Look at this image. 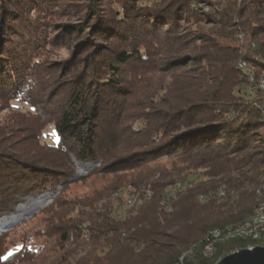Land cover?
<instances>
[{
    "label": "trees",
    "instance_id": "16d2710c",
    "mask_svg": "<svg viewBox=\"0 0 264 264\" xmlns=\"http://www.w3.org/2000/svg\"><path fill=\"white\" fill-rule=\"evenodd\" d=\"M58 1L0 0V100L58 135L0 126V264H216L226 245L247 246L203 252L214 229L253 215L264 184V96L240 67L264 74V20L191 30L198 0H90L71 24ZM230 1L264 12V0ZM62 26L81 39L56 61ZM99 174L113 179L67 197ZM130 189L140 196L124 204ZM40 214L43 229L7 244Z\"/></svg>",
    "mask_w": 264,
    "mask_h": 264
},
{
    "label": "rangeland",
    "instance_id": "374dc122",
    "mask_svg": "<svg viewBox=\"0 0 264 264\" xmlns=\"http://www.w3.org/2000/svg\"><path fill=\"white\" fill-rule=\"evenodd\" d=\"M90 0H59L58 3L60 4L58 8L59 16L57 19L62 22H68L71 24H76L80 22L83 19V13H85L82 9L84 4H87ZM191 6H193V11H195L198 14V18L195 16H192L189 21H187L188 25H190L191 30L196 29L197 27V19L201 23L202 26H205L206 28L212 27V26H220L219 22L222 21L226 25H232L235 23L236 20L243 21L247 18L253 20V21H263L264 20V12L259 11L254 6H242L241 3H237L230 0H198L195 2H192ZM194 14V13H190ZM186 16V15H185ZM183 24H185L183 22ZM233 28L232 26H230ZM62 29V33L67 34V38H63V41L60 42L61 45H58L57 48L52 52L51 57L53 60L56 61H63L68 57H73L71 54L72 48H74V45L80 41L81 38H79L80 34H78L77 31H73L72 33H67L66 27H60ZM69 31V30H68ZM81 37V36H80ZM243 42V34L237 35V40L234 42H231L230 44H238L241 45ZM242 62H245L247 64V67L250 69H254L255 65L248 61H241L240 67L242 68ZM243 69V68H242ZM50 77V80L56 79L58 76H62L64 74V68L61 69V67H58L55 70H52L51 72L48 71ZM249 75V74H248ZM249 80H250V76ZM46 81L47 83L50 82ZM42 85V84H41ZM44 85V84H43ZM30 110V107L24 103H21L19 101H12L11 106H8L7 102L0 100V126H5L7 124H19L23 127H27V125L31 126L34 125L42 129L43 134L41 136V141L43 143L48 144H54L58 141V135L55 131V125L54 124H48L44 127H42L43 122L36 121V119H27L26 116L21 115L20 111L25 112ZM168 158L164 157L156 161V163H167ZM113 179V175L111 174H99L92 176L90 178H86L83 181H78L75 183H72L68 189V198H74V197H83L87 195H92L95 190L102 189L106 184H108ZM177 187V185H176ZM131 193L127 191V193H123L124 201L123 203L126 204L127 201L129 202L132 197H136L137 195L140 196V193L133 191L130 189ZM121 191L120 193H122ZM132 204V202H131ZM119 212V211H118ZM46 214H40L36 216L35 218L21 224L18 226L15 230H13L10 233V236L8 238L7 244H11L13 242H21L22 239L27 243L28 238L35 235L36 232L40 231L44 227V217ZM35 244H43L47 241V239L44 236H38L35 239ZM231 242V241H230ZM229 243V242H228ZM223 243V244H228ZM220 244V245H223ZM20 244L16 247L18 248ZM235 246H238L235 245ZM233 247V244L226 245L222 253L224 251H232L234 249H237L239 247ZM246 246V245H245ZM233 247V248H232ZM219 248V247H218ZM217 248V252H218ZM245 249V248H244ZM221 253V254H222ZM220 254V255H221ZM216 255V253H215ZM219 259V258H218ZM218 261V260H217ZM215 264V263H214Z\"/></svg>",
    "mask_w": 264,
    "mask_h": 264
},
{
    "label": "bare ground",
    "instance_id": "6f19581e",
    "mask_svg": "<svg viewBox=\"0 0 264 264\" xmlns=\"http://www.w3.org/2000/svg\"><path fill=\"white\" fill-rule=\"evenodd\" d=\"M242 68L244 69V67ZM262 115L264 117V107L262 110ZM131 200L133 203L136 202V197L132 198ZM257 200L258 202L254 209V213L249 219L237 225L216 228L211 233H209V235H207L206 243L203 248L205 256L209 258L214 257L215 253L217 252V248L219 247L218 245L228 243L234 239L246 241L247 246L239 247L229 252L224 251L218 261L226 255L238 252L244 248H253L258 245H264V237L259 236V232L264 231V184L258 190ZM253 240L257 241L252 242ZM185 255L186 254H183L176 264H186Z\"/></svg>",
    "mask_w": 264,
    "mask_h": 264
},
{
    "label": "water",
    "instance_id": "95a60500",
    "mask_svg": "<svg viewBox=\"0 0 264 264\" xmlns=\"http://www.w3.org/2000/svg\"><path fill=\"white\" fill-rule=\"evenodd\" d=\"M216 264H264V245L228 254Z\"/></svg>",
    "mask_w": 264,
    "mask_h": 264
},
{
    "label": "built area",
    "instance_id": "2783aa9c",
    "mask_svg": "<svg viewBox=\"0 0 264 264\" xmlns=\"http://www.w3.org/2000/svg\"><path fill=\"white\" fill-rule=\"evenodd\" d=\"M242 67H244V70L250 75V84L248 85L247 90H258L264 96V74L259 76L255 75L254 69L248 68L245 62H242ZM243 92H246V89H244Z\"/></svg>",
    "mask_w": 264,
    "mask_h": 264
}]
</instances>
